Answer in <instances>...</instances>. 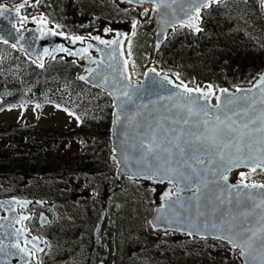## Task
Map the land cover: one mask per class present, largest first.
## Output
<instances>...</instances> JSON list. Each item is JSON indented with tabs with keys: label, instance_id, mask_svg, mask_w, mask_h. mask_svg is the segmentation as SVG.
<instances>
[{
	"label": "water",
	"instance_id": "obj_1",
	"mask_svg": "<svg viewBox=\"0 0 264 264\" xmlns=\"http://www.w3.org/2000/svg\"><path fill=\"white\" fill-rule=\"evenodd\" d=\"M115 1L126 7L153 6L157 11L155 48L159 50L171 30L186 28L199 34L202 14L225 0L209 2L207 7H200L206 0ZM259 1L264 15V0ZM21 7L0 5L4 10L0 43L39 69L58 55L85 61V73L78 80L108 95L112 102L109 140L117 176L162 189L149 222L151 232L220 241L239 252L242 264H264V183L233 178L241 171L264 172V167L256 166L264 156L260 151L264 133L258 131L264 114V71L251 86L235 91L189 87L153 66L143 77L134 78L125 52L128 30H116L111 39H76L56 32L43 16L31 20V27L19 26L30 22L21 15ZM46 40L56 44L46 45ZM36 41L39 48L45 47L38 56L24 46ZM249 130L256 131L241 138ZM212 136L217 138L215 145L209 139ZM19 202L23 201H0V210L7 213L0 218V264L30 261L21 248V242H29L27 237L13 230L20 223L15 214ZM103 220L104 213L96 238ZM221 236H230L232 242Z\"/></svg>",
	"mask_w": 264,
	"mask_h": 264
},
{
	"label": "rangeland",
	"instance_id": "obj_2",
	"mask_svg": "<svg viewBox=\"0 0 264 264\" xmlns=\"http://www.w3.org/2000/svg\"><path fill=\"white\" fill-rule=\"evenodd\" d=\"M18 4L22 5L21 15L30 21L19 25L25 28L33 26L35 17L43 16L44 22L68 37L111 39L116 30H128V58L135 77H143L153 66L193 88L235 91L255 82L241 85L251 76L245 71L246 58L255 56L260 64L264 58L239 27H229L224 16L215 15L214 7L202 14L199 34L186 28L171 30L166 43L156 50L157 11L142 12L115 0H0L2 6ZM0 46L5 47L0 49L1 98L14 81L7 70L11 62L17 65L18 60L27 61L37 67L11 46ZM84 63L78 57L58 55L37 69L48 76L67 69L80 77L85 73ZM101 93L108 98L106 109L111 110L112 122L111 99ZM18 129L33 136L28 140L18 137L17 144L26 145L31 152L34 144H42L44 149L39 152L46 153V158L54 161L52 168H57L48 177L38 174L22 182L16 178L20 187L35 188L56 203L49 211L53 220V232L47 234L52 243L48 247L49 264H242L239 252L227 243L173 232L152 233L149 222L162 189L117 176L110 140L102 134L99 123L81 121L75 114L51 105H18L1 111L0 131ZM33 140L37 141L30 143ZM5 144L1 138L0 147ZM235 178L264 183V172L241 171ZM103 213V229L94 242Z\"/></svg>",
	"mask_w": 264,
	"mask_h": 264
},
{
	"label": "trees",
	"instance_id": "obj_3",
	"mask_svg": "<svg viewBox=\"0 0 264 264\" xmlns=\"http://www.w3.org/2000/svg\"><path fill=\"white\" fill-rule=\"evenodd\" d=\"M259 4L258 0H225L213 10L215 15L224 16L229 27H239L238 30L255 43L259 54L264 55V17ZM2 48L5 47L0 46ZM259 64L255 56L246 58L245 71L251 76L241 85H249L264 71V58ZM7 70L14 81L6 86L4 95L0 98V112L18 105H37L40 108L51 105L75 114L81 121L99 123L104 130L102 134L108 140L111 127V110L106 109L108 98L101 91L79 81L76 73L62 69L53 76H48L27 61L20 60L17 65L11 62ZM18 130L19 132L0 131V139H4L6 143L0 147V186L13 185L22 176L53 174L57 170L56 167L52 168L54 161L47 159L46 153H40L44 149L42 144L39 143L41 147L34 144L32 152L26 145L17 144L18 137L28 140L33 136L27 130ZM35 141L37 140L30 143Z\"/></svg>",
	"mask_w": 264,
	"mask_h": 264
},
{
	"label": "flooded vegetation",
	"instance_id": "obj_4",
	"mask_svg": "<svg viewBox=\"0 0 264 264\" xmlns=\"http://www.w3.org/2000/svg\"><path fill=\"white\" fill-rule=\"evenodd\" d=\"M53 27V26H52ZM35 175H26L25 177H21L19 179L27 180L30 176V179ZM43 175V174H42ZM45 177L52 176V174L43 175ZM20 183L16 181L15 186L4 184L0 186V201L8 200V199H18V206L16 207L15 214H18V222L15 223L13 230L17 235L20 230L21 233L27 237L30 242H21V248L24 252L30 255L29 264H49L50 256H48V247L51 246V238L47 235L53 232L51 230L53 220L49 215V211L56 207V203L48 200L46 197L39 194V192L34 191L35 188H23L19 186ZM36 193V194H34ZM7 213L4 210H0V218H6ZM104 214V219H105ZM23 219V220H22ZM97 223V226L94 231V242H96L101 234L102 226L99 231L98 237H95L96 230L101 222ZM21 220V221H20ZM17 222V218H16ZM104 222V220H103ZM17 231V232H16ZM61 237V235H59ZM14 264H20L18 259L13 261ZM105 264V263H101Z\"/></svg>",
	"mask_w": 264,
	"mask_h": 264
},
{
	"label": "snow or ice",
	"instance_id": "obj_5",
	"mask_svg": "<svg viewBox=\"0 0 264 264\" xmlns=\"http://www.w3.org/2000/svg\"><path fill=\"white\" fill-rule=\"evenodd\" d=\"M209 2H215V0H206L205 3H202L200 5V7H207ZM196 11L199 12V8H197ZM2 15H4V10L0 9V16H2ZM197 30H199V29H197ZM76 39H79V37H77ZM101 43H109V42L101 41ZM82 79H83V77H82ZM188 91H191V89H188ZM243 127L244 128H248V125L245 124ZM252 131H256V130H249L248 133H241V138H243V136H245V135L251 136V132ZM258 131L261 132V133H264V114H262L261 127L258 129ZM209 139L211 140V142L214 145L216 144L217 138L215 136L209 137ZM260 144H261L260 151L262 153H264V135H261V137H260ZM236 146L239 149V144H237ZM248 147L251 148V144H249ZM256 166L257 167H264V156L261 157V162L258 165H256ZM223 179L226 180L227 176H223ZM167 195H168V193H165V196H167ZM189 234H191V233H189ZM219 238L223 239V240H228L230 243L232 242V238L230 236H221Z\"/></svg>",
	"mask_w": 264,
	"mask_h": 264
},
{
	"label": "bare ground",
	"instance_id": "obj_6",
	"mask_svg": "<svg viewBox=\"0 0 264 264\" xmlns=\"http://www.w3.org/2000/svg\"><path fill=\"white\" fill-rule=\"evenodd\" d=\"M140 11H151L152 9H153V6L151 5V4H144L143 6H141V8H138ZM48 39H49V37H48ZM39 40V39H38ZM43 42H44V40H43ZM42 43V42H41ZM37 44H38V42L36 41V43H34L33 42V44H31V46H28V45H24L25 46V48L26 49H31V51H32V53L35 55V56H38L39 55V53H43L44 51H45V47H44V45L43 44H41V45H43V49L42 48H39V46H37ZM56 43H54V42H52L51 40H49V42H48V40H46V45H55ZM57 46V45H56ZM41 47V46H40ZM54 50V49H53ZM235 174L236 173H234L233 174V178L234 179H236L235 178ZM150 229V228H149ZM150 231H151V229H150ZM157 234H163L162 232H158Z\"/></svg>",
	"mask_w": 264,
	"mask_h": 264
}]
</instances>
